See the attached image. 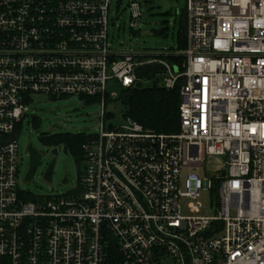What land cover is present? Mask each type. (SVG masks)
<instances>
[{"label":"built area","instance_id":"2783aa9c","mask_svg":"<svg viewBox=\"0 0 264 264\" xmlns=\"http://www.w3.org/2000/svg\"><path fill=\"white\" fill-rule=\"evenodd\" d=\"M111 3L0 0V264H108L112 250L121 264H264V0H186L181 66L112 49ZM129 5L133 28L141 4ZM155 63L166 88L180 84V130L109 125L108 82L134 88ZM40 94L102 106L72 194L19 184V134Z\"/></svg>","mask_w":264,"mask_h":264},{"label":"rangeland","instance_id":"374dc122","mask_svg":"<svg viewBox=\"0 0 264 264\" xmlns=\"http://www.w3.org/2000/svg\"><path fill=\"white\" fill-rule=\"evenodd\" d=\"M130 0H112L109 9V43L112 49L161 55L177 48V33L182 24V13L186 0H138L141 16L136 26L131 28ZM167 30V35L161 33ZM177 71V68H175ZM165 73L153 78H140L142 88L154 85L164 86ZM107 90L113 96L107 103L106 112L113 113L107 120L109 125L121 126L130 119L131 108L123 100L125 89L116 80H110ZM28 115L24 118L19 134V184L31 196L72 194L79 190L80 176L86 167V159L79 162L71 150L60 142L51 146L46 136L87 133L95 135L101 124L102 106L97 101L73 95L69 97H50L32 95ZM35 117V120H33ZM58 148V154L52 148ZM33 152L39 162L33 167ZM205 167V165H204ZM204 167L196 170L203 176ZM219 165L208 164L207 170L213 171ZM188 170H184V178ZM188 198L182 199V214L190 215ZM204 208L200 214H212L211 194L203 191L200 198Z\"/></svg>","mask_w":264,"mask_h":264},{"label":"trees","instance_id":"16d2710c","mask_svg":"<svg viewBox=\"0 0 264 264\" xmlns=\"http://www.w3.org/2000/svg\"><path fill=\"white\" fill-rule=\"evenodd\" d=\"M186 13H182V24L177 33L178 45L177 48L172 47L171 51L182 50L186 46ZM162 34L167 35V30L163 29ZM162 59L169 63L181 66L183 63V56L178 55H164ZM88 102L94 101L92 98ZM123 100L129 104L131 108L130 119L142 124L146 129L155 132L172 133L180 130V84L175 88L169 89L165 86L154 85L152 87L142 88L137 84L134 88L125 90ZM107 118H111L113 113H106ZM35 120V117L34 119ZM92 134L78 133L67 134L64 136H46L45 140L51 146L65 142L68 148L79 162L86 159L83 145L89 140ZM33 167L39 162V157L36 152H33ZM81 178V176H80ZM121 256L116 251H111L108 259V264H121Z\"/></svg>","mask_w":264,"mask_h":264},{"label":"water","instance_id":"95a60500","mask_svg":"<svg viewBox=\"0 0 264 264\" xmlns=\"http://www.w3.org/2000/svg\"><path fill=\"white\" fill-rule=\"evenodd\" d=\"M166 70V67L162 63H155V64H146L141 70L136 71L137 78H153L157 74L164 72ZM52 153L57 155L58 154V148H52Z\"/></svg>","mask_w":264,"mask_h":264},{"label":"crops","instance_id":"0c3cea01","mask_svg":"<svg viewBox=\"0 0 264 264\" xmlns=\"http://www.w3.org/2000/svg\"><path fill=\"white\" fill-rule=\"evenodd\" d=\"M178 50V49H177ZM177 50H175V51H169V52H166V53H164V54H161V55H156V56H159V57H161L162 58V56H164V55H168V54H174V52H176ZM145 55H148V56H153V55H151L150 53H144Z\"/></svg>","mask_w":264,"mask_h":264}]
</instances>
